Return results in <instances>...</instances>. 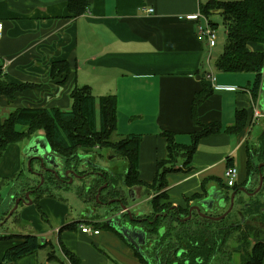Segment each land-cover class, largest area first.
Segmentation results:
<instances>
[{
  "label": "crops",
  "instance_id": "crops-1",
  "mask_svg": "<svg viewBox=\"0 0 264 264\" xmlns=\"http://www.w3.org/2000/svg\"><path fill=\"white\" fill-rule=\"evenodd\" d=\"M210 1L89 0L88 12L75 17L68 10L67 0H0V61L6 79L10 84L29 86L12 100L1 97V117L20 108L70 110L71 90L87 87L95 97H116L119 139L141 136L139 172L143 184L153 182L157 163L167 158L164 133L173 134L177 144L189 146L194 133L212 128L200 139L190 165L184 167L180 160L167 174L168 200L164 202L182 209L197 204L210 188L225 186L223 176L229 164L239 165L236 186L242 184L247 176L248 137L254 125L251 118L256 104L259 107L252 92L257 75L216 69L219 74L215 82L206 78L213 53L208 65L206 45L196 32L199 19L191 16L201 14L202 6ZM212 15L220 14L215 11ZM262 49L261 45L251 48ZM59 61L70 65L71 74L65 83L50 77L51 65ZM206 91L209 95L194 111L195 97ZM228 98L232 105L226 104ZM239 112L246 115L245 127L238 133L228 132ZM25 130L22 127L19 131ZM38 136L45 134L40 131ZM18 144L9 146L4 155L0 153V179L16 174ZM136 190L137 205L151 213L153 195L148 196L145 188ZM195 196L197 199H192ZM42 201V207L51 213L54 230L46 226L35 236L51 244L54 251L43 247L10 264H73L64 250L78 264H146L144 245L138 253L114 229L96 224L88 216L65 223L64 205ZM83 225L100 234L83 233ZM8 228L12 231L0 233L9 237L0 240V264L5 252L28 236L13 225ZM54 234L55 239L51 237Z\"/></svg>",
  "mask_w": 264,
  "mask_h": 264
},
{
  "label": "trees",
  "instance_id": "trees-1",
  "mask_svg": "<svg viewBox=\"0 0 264 264\" xmlns=\"http://www.w3.org/2000/svg\"><path fill=\"white\" fill-rule=\"evenodd\" d=\"M67 3L69 12L75 17L84 15L90 8L89 0H67ZM215 11L222 17L226 31V43L217 60L216 69L223 73H255L257 77L252 92L257 99L263 80L264 52L253 51L250 46L261 45L264 48V0H212L201 8L202 14L208 18ZM211 25L214 28L217 27V24L213 22ZM70 74L71 69L67 61H59L51 65L50 77L53 80L65 83ZM28 88V84H10L5 73L1 72L0 66V99L6 97L12 100L17 93ZM206 92L208 93L204 94L203 92L195 97L194 111L199 103L209 95L210 91ZM70 98L72 107L67 111L57 108H20L6 118H2L0 115V153L5 152L13 144L29 142L37 137L40 131H43L56 157L64 159L66 168L77 169L81 163L80 156L83 155L78 153L79 148L83 147L93 151L105 143L117 152V156L127 162L125 175L121 179L124 187L128 189L145 188L148 196L153 195L150 201L151 218L154 219L157 214L160 215L157 219V227L176 212L186 216L189 206L185 209L174 208L172 204L164 202L168 200L165 190L167 187L166 176L174 170L180 160L184 161V167L190 165L200 139L211 133L212 128L204 127L201 132L194 133L192 144L189 146L177 144L173 134L164 133L168 143L167 158L157 163L153 182L143 184L139 172L141 136L131 135L118 138L119 141H115L113 138V136L118 137L116 97L114 95L95 97L89 88L75 86L70 92ZM245 123V113L239 112L235 125L229 128L228 132L238 133L242 131ZM17 126H22L26 130L19 131ZM251 165L252 161L249 158L248 150V172ZM219 185L221 186V184ZM235 188L236 186L232 189ZM103 197L121 198L122 195L118 191L109 192L107 189L104 191ZM192 199L195 200L197 197ZM192 199H187V202ZM165 214L167 217L163 219L162 215ZM180 227L181 233L177 235L176 240L185 251L186 259L184 261H189V264H209L208 262L219 253L221 247L219 237L226 236L228 238L230 236V232L227 231L226 235L215 237L218 234L215 230L210 231L208 229L210 227L192 232L187 229L186 223L180 224ZM166 236L172 237L171 234ZM8 238V236L0 235V240ZM43 247H50L54 251L51 244L42 243L39 237L35 235L24 236L22 242L5 252L2 264L16 262L25 256L38 252ZM64 252L70 257L73 264H78L79 261L70 252L65 250ZM243 264H264V242H258L254 245Z\"/></svg>",
  "mask_w": 264,
  "mask_h": 264
},
{
  "label": "rangeland",
  "instance_id": "rangeland-1",
  "mask_svg": "<svg viewBox=\"0 0 264 264\" xmlns=\"http://www.w3.org/2000/svg\"><path fill=\"white\" fill-rule=\"evenodd\" d=\"M209 21L218 25L216 27L218 34L217 46L212 52L213 58L211 62L212 72L214 75L218 76L219 73L215 68V63L224 50V46L226 43V31L223 24V19L220 15L210 16ZM250 48H253V45H251ZM263 49L260 52H264ZM0 66L1 72H4V67L1 61ZM247 75L254 76L251 73H247ZM263 76L264 70L262 71V77ZM252 80H254V77H252L250 81ZM243 83L246 84V82ZM226 104L232 105L230 98H228ZM256 106L258 105L256 104ZM4 117H6V115H4ZM21 129L22 126H17V130ZM263 132L264 118H261L254 123L249 133L248 139L251 143L248 146L249 151L252 149L255 150L253 144L258 141V138L260 137V135H262ZM37 138V141L46 140L44 136H38ZM102 138H104V136H102ZM113 138L115 141H119L118 137L113 136ZM27 145L28 141L17 145L20 147V153L18 157L16 174L13 177L0 179V219L5 217L3 222H1L3 223L1 225L2 227L0 226L1 234H5V232H11L12 230L8 228L11 225L20 230L19 233H25V235H35L37 233H41L44 231L46 226H51L52 229L53 224L51 223V213L42 207V202H44L42 201L43 199H45L47 203H54L61 206L64 205V208L67 209V213L64 217L66 221L65 223H70L73 220H82V217L88 216V210L89 213L92 210H94L96 213H102V209L104 208L100 206V201L95 200L92 192L89 191L91 186L98 185V180H94L93 183L90 184L88 183L89 181L85 180V177L75 179L72 178V183L68 182V184L66 185H64L65 183H61L64 186L56 187V185L54 184V179L56 178V176H53V174L48 173L45 174L42 178H37L32 174V171L35 168L36 164L32 162V159H30L25 153ZM102 146L103 148H101ZM102 146L100 148L98 147L94 149L93 151L81 147L78 149V153L85 154L86 152H93L94 157L96 158L94 159V161L98 162V164L103 166L104 169H108L110 171L116 169L117 172H112L116 177L115 184L119 188L121 185L123 186L121 179L125 175L127 162L125 159L117 156V152L111 149V147L107 146V144L103 143ZM4 153H2V155H4ZM257 162L258 160H255V163ZM57 164L58 168L56 173L58 175L59 173H62L64 169H66L67 165L62 158H57ZM238 166L237 168L239 171ZM252 166L253 164L249 166L250 170L252 169ZM79 167H81V164L79 165ZM112 177L113 176L111 174L109 178ZM223 182H225L224 176ZM36 186L42 187L40 194H37V197H35V194H31V202H22L21 204H19V208L15 210L16 212L14 211V213L10 216V213L14 209H10L11 203H13L14 199H19V196H24L29 188L34 189ZM104 186L105 185L101 186L99 189L103 188ZM28 193L29 192H27L26 194ZM235 211L232 213V221L234 222V224H236L232 228L235 229L229 230L230 236H228V238H226V236L219 237L221 245L219 253L215 256L214 259H211L210 261L208 259L209 264H243L245 259H247L248 253H251L254 245L258 242H264V216L257 219H251L246 222V224H242L240 223V218L237 216V213L234 215ZM26 215H30V217L27 218ZM166 222L167 220L163 223L168 224ZM186 227L191 232L197 230V226L192 221L187 223ZM179 229H181V227L174 228L172 229V231H177ZM224 234L226 235V232ZM55 235L56 234L51 235V237L55 239ZM98 250L100 253L106 254V252L101 248H99Z\"/></svg>",
  "mask_w": 264,
  "mask_h": 264
},
{
  "label": "flooded vegetation",
  "instance_id": "flooded-vegetation-1",
  "mask_svg": "<svg viewBox=\"0 0 264 264\" xmlns=\"http://www.w3.org/2000/svg\"><path fill=\"white\" fill-rule=\"evenodd\" d=\"M258 95V104L264 114V110L261 106V99H263V97L260 96V90ZM253 147L255 148V150L252 149L249 151V158L252 161L253 166L252 169L249 170V172L247 170V176L245 181L242 184L236 186L235 189L226 188V186L221 185L223 192H225L223 201L225 207H220L218 203H216L212 211H205L204 209H201V213H198L196 210L190 212V208L195 206V203L192 206H189L187 212L188 214L186 216L174 212L175 214L171 215L167 219L166 223L168 224H164L163 222H161V225L159 227H157V219L160 215L157 214L155 218L152 219V209L151 213H147L145 211L143 212L142 209L139 208V205H137V200L135 202H132V200L129 198V191L131 189L125 188L123 182V186L121 185V188H125L127 190L124 191L121 190L120 187L118 188L115 184L116 177L114 176L113 172L108 169H104L103 166L99 165L98 162L94 161V159L96 158L94 157L93 152H86L85 154L80 156L81 167L78 166L77 169L66 168L62 171V173H59L58 176H56L55 173L49 171V169L53 167L47 165L45 161H40L39 159H37V157H34L32 158V162H34L36 166L33 169V172L35 171V175H33L37 178H42L45 174H53V176H56V178L54 177V184L56 185V187H62L68 184V180L70 179V177L64 175L67 170H73L80 176H84L85 180L89 181L88 183L90 184H92L94 180H98V185L91 186L89 191L92 192L95 200L100 201V206H102L104 209H102L101 214L96 213L94 210L89 213L88 210L87 215L89 218L94 219L96 221V224L103 223L105 226H108L107 221L109 219L111 220L113 216L121 215L122 220L119 223L126 222L132 224L134 227H142V229L144 230V232H146L147 235L146 239L144 240L145 244L144 246H142V252L144 254L146 264H189V261H184V259H186L185 251L181 246H179V243L176 240V238L178 237L177 235H179L181 231H172V229L180 227V224H187L192 221L197 226V231L203 230L204 227H210L208 229L210 231L215 230L216 234H218L215 235V237H217L219 235H225V232L231 230L232 227L236 225L232 221V213L235 211V208L236 211L234 215L237 213V216L240 218V223L242 224H246V222L251 219H257L264 216V132L262 133V135H260L258 141L253 144ZM255 160H258V162L255 163ZM111 174L113 177L109 178ZM261 177H263V184L258 190L260 186ZM71 178L75 179V177L72 176ZM61 183L65 184L62 185ZM105 184H107V187L101 192V194L97 198L99 188ZM136 188L139 187L132 188L134 193L137 192ZM241 188L244 191H238ZM107 189H109V192H120L122 197L104 198L103 193ZM41 190V186H36L34 189L29 188L26 193L29 192L30 198L31 194H35V197H37V194H40ZM233 191H238V193L235 197L232 211L220 221H215L211 219L220 217L229 211L231 207V194ZM26 193L24 194V196H19V198L25 197ZM135 195L136 194H133L134 197ZM206 196L207 194L205 195V197ZM122 203L127 205V207L129 208L127 211L121 209ZM166 217L167 214L162 215L163 219ZM168 234H171L172 237H167L166 235ZM131 238L133 237L131 236ZM137 240L138 238L136 239V243H138Z\"/></svg>",
  "mask_w": 264,
  "mask_h": 264
},
{
  "label": "water",
  "instance_id": "water-1",
  "mask_svg": "<svg viewBox=\"0 0 264 264\" xmlns=\"http://www.w3.org/2000/svg\"><path fill=\"white\" fill-rule=\"evenodd\" d=\"M260 96L263 97V99H261V106L262 109L264 110V77L262 80V84H261V88H260ZM37 137L31 139L28 142V145L26 146L25 149V153L28 155V157L30 159L37 157V159H39L40 161H45V163L47 165H50L51 169H49V171L56 173V169L58 168V164H57V157L56 155L53 153L47 139L43 140V141H37ZM32 174L35 175V171H32ZM65 176L70 177V180L68 181L69 183L73 182L72 177L75 178H83L84 176H80L79 174L75 173L73 170H67L64 174ZM56 176L57 173H56ZM42 177V175H41ZM263 184V177H261L260 180V186L258 188V190L261 188ZM107 187V184H105V186L101 189H99L98 194H97V198L99 197V195L101 194V192ZM238 191H244L242 188ZM238 191H233L231 194V207L229 209V211L227 213H225L224 215L217 217V218H211L215 221H220L222 219H224L226 217L227 214H229L232 209H233V205H234V200L235 197L238 193ZM134 191L133 189H131L129 191V198L132 200V202H135L137 200L136 197L133 196ZM224 196H225V192H223V189L220 185H218L217 187L214 188H210L207 192V196L201 200H199L197 202V204L193 207L190 208V212H192L193 210H196L198 213H201V209H204L205 211H212L213 207L215 206L216 203H218V205L220 207H225V204L223 203L224 201ZM30 201V194H26L25 197H21L19 199H16L15 202V206L13 211L10 213V216L14 213V211L18 208L20 202H29ZM31 202V201H30ZM121 209L124 211H127L129 208L127 207V205L125 204H121ZM138 216V215H137ZM205 216V215H204ZM209 218V217H207ZM121 215H116L113 216V218H111V220L109 219L107 221V225L109 228L114 229L119 235H121L125 240L130 241L131 245H133L136 249V251L138 253H141V246L145 244L144 240L146 239V232H144V230L142 229V227L137 226L134 227L132 224L123 222V223H119L121 222ZM3 223H0V226ZM131 236L133 238H131ZM138 238V243H136V239ZM42 243H45L44 239L41 240Z\"/></svg>",
  "mask_w": 264,
  "mask_h": 264
},
{
  "label": "built area",
  "instance_id": "built-area-1",
  "mask_svg": "<svg viewBox=\"0 0 264 264\" xmlns=\"http://www.w3.org/2000/svg\"><path fill=\"white\" fill-rule=\"evenodd\" d=\"M149 12H153V10H149ZM191 18H198L199 22L196 27V32L198 37L205 43L206 48H207V64L210 65V60L212 57V52L214 48L217 46V40H218V34L216 28H214L210 21L208 20V17L205 15L198 14L197 16H191ZM2 24H0V34L2 30ZM206 78L211 82H215L216 76L212 72V68L209 66V72L206 76ZM263 117L262 112L260 111L258 106H255L253 109V114H252V122L251 124H254L256 121L261 119ZM238 168L234 165H228L224 174L225 177V186L227 188H233L237 185V180H238ZM81 231L83 233H93L94 235H99L100 231L99 230H91L88 226L83 225L81 226Z\"/></svg>",
  "mask_w": 264,
  "mask_h": 264
}]
</instances>
